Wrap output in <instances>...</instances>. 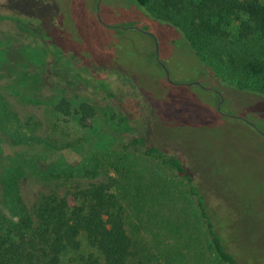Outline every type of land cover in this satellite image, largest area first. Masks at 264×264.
I'll list each match as a JSON object with an SVG mask.
<instances>
[{
    "label": "rangeland",
    "instance_id": "1",
    "mask_svg": "<svg viewBox=\"0 0 264 264\" xmlns=\"http://www.w3.org/2000/svg\"><path fill=\"white\" fill-rule=\"evenodd\" d=\"M127 1L50 0L35 11L50 19L60 18L66 36H70L69 28H73L77 14L80 43L91 30V38L98 40L101 48L108 47L112 37H122L123 47L117 49L114 58L129 74L122 76L95 75L86 65L71 62L67 56L58 58L47 46L40 25L33 20L28 22L20 13L25 9L23 1L0 0V123L4 113L7 119L16 114L19 124H14L22 126V133L31 141L18 143L0 125V190L8 175L24 166L27 173L18 181V193L35 217V206L45 194H64L76 183L89 186L115 178L123 187L131 180L148 196L152 192L162 195L165 213L174 218L167 229L150 227L145 235L154 252L160 254L165 249L166 260L162 264H186L189 247L184 239L182 242L175 238L179 235L173 228L181 225L186 239L190 227L196 233L194 238L200 235L207 249L206 259L196 257L190 264H222L210 251L206 224L198 216L189 178L146 157L142 149L124 152V146L135 138H144L149 145L178 157L200 188L208 192L211 215L220 217L246 264H264V97L257 92L262 91L261 82L253 76L247 79L246 71L236 63L226 66L225 62L232 60L226 52L217 56L208 53L210 69L231 85L225 94V117H220L214 107L209 110L210 93L197 86L200 68L194 56L170 46L162 35L160 41L158 35L161 60L170 73L168 77L163 68L166 79L157 64L149 63L139 45L135 47V41L150 45L152 39L130 28L143 25L130 13ZM99 2L103 23L116 27L109 33H103L95 21V4L98 6ZM224 25L230 34L224 39L227 45L241 46L240 22L231 20ZM245 46L255 50L261 49L262 44L251 40ZM89 55L94 56L86 55V62H91ZM16 62L20 63L14 65ZM10 65L15 70L40 72L41 92L53 95L56 103L61 98L69 99L75 106L86 101L93 103L97 108L93 128L81 126L75 115L63 116L49 102L27 98L8 88L12 80L22 82L14 71L8 70ZM241 86L255 91H239ZM32 161L42 170L33 168ZM60 161L80 168L97 167L99 174H64L54 170ZM159 214L156 209L154 215ZM139 225L144 227L143 222ZM84 244L81 252L66 255L63 264H76L74 259L88 252L85 240ZM175 249L183 252L182 258ZM192 256L188 258L192 260Z\"/></svg>",
    "mask_w": 264,
    "mask_h": 264
},
{
    "label": "trees",
    "instance_id": "2",
    "mask_svg": "<svg viewBox=\"0 0 264 264\" xmlns=\"http://www.w3.org/2000/svg\"><path fill=\"white\" fill-rule=\"evenodd\" d=\"M22 1L25 9L20 13L26 20L29 19L28 22L33 20L40 25L47 46L58 58L67 56L71 62L77 61L86 65L95 75H129L126 73V68L114 60L117 49L123 47L122 37L118 38V35L116 38L112 37L111 41L105 40L108 41V47L101 48L98 40L91 38L93 32L91 30L90 34L86 35V39L80 43L82 35L79 33L77 14L73 19V28H69L70 36H66L63 32L65 28L60 24V18L50 19L44 13H35L50 0ZM127 2L130 13H134L136 21L143 25L141 26L143 29L153 32L157 37L159 35L160 41L161 35L164 36L170 46L181 48L198 60L201 84L197 86L210 93V101L207 100L210 105L209 110L214 107L220 117L224 116L218 109V103L221 100L219 93L225 97L231 85L210 69L206 58L208 53L215 56L221 52L229 54L232 60L224 61L226 66L232 67L236 63L246 71L247 79L252 76L257 78L258 82H261L259 87L262 89L257 92L264 97V0H128ZM94 10L95 21L102 28L103 33H109L116 28L107 26L100 20L97 4ZM231 20L240 22L239 37L243 41L241 46L236 44L228 46L224 40L228 39L226 35L228 37L230 35L225 31L224 24ZM149 37L152 39V44H137L135 41L134 45L135 47L139 45V49L149 63L157 64L167 79L166 71L156 59V40L152 36ZM221 40L226 44L221 43ZM251 40L259 41L262 44L261 49L257 47L253 50L246 47L245 43ZM88 54L94 55H89L91 62L85 61V56ZM19 63L16 62L14 65ZM14 65L7 68L9 71H14V76L17 75L22 82L12 80L8 88L27 98L49 102L63 116L75 115L81 126L93 128L97 116V108L93 103L86 101L77 103L78 106H75L74 102L67 98H61L56 103L53 95H45L41 92L43 78L40 72L15 70ZM238 90L255 91L244 86L239 87ZM212 99L215 101L213 102ZM14 122H19L16 114L10 115L7 119L4 113L0 125L2 129L8 130L9 133H7L17 139L18 143L31 142L22 133V126L15 125ZM258 123L262 124L263 121ZM132 149L137 151L142 149L146 157L157 160L189 178L190 194L199 207L198 216L206 224L210 251L216 254L222 264H246L240 249L231 240L220 217L211 215L206 195L208 192L200 188L184 167L183 162L176 156H170L160 147L149 145L144 138H135L124 146V152L130 153ZM25 160L30 164L29 160ZM54 166V170L64 174H73L78 171L87 177H96L99 174L97 167L96 169L80 168L63 161L57 162ZM32 167L42 170L36 161H32ZM25 173L27 172L24 166L16 168L4 181L3 190H0V207L4 206L7 210L5 213V210L0 208L2 228L0 264H63L66 255L79 253L85 248L84 240L88 252L75 258L76 264H162L165 262V249L162 248L160 254L154 252L155 248L151 241L145 238L150 227L159 226L164 229L173 225L171 222L174 218L165 213L164 200L161 203V199H164V197L161 198L162 195L152 192L148 196L140 185L132 183L131 180L123 183V187L118 186L119 180L115 178L89 186L76 183L64 194L43 195L35 206L34 217L27 210L18 193V181ZM156 209L162 215H154ZM140 222L144 223V227L139 225ZM173 228L179 235L175 238L182 242L184 239L189 247L190 253L186 256V264L194 263L196 257L198 260L201 256L206 259L207 249L200 235L194 238L196 233L193 231V234L188 227L186 239L181 234L182 225ZM175 253L183 257L181 250ZM189 256H192V260L188 258Z\"/></svg>",
    "mask_w": 264,
    "mask_h": 264
},
{
    "label": "water",
    "instance_id": "3",
    "mask_svg": "<svg viewBox=\"0 0 264 264\" xmlns=\"http://www.w3.org/2000/svg\"><path fill=\"white\" fill-rule=\"evenodd\" d=\"M100 8H101V3L99 2V4H98L99 18H100V20L103 22V20H102V18H101V15H100ZM130 28H131V29L138 30V31H142V32H144V33H146V34H148V35H150V36H152V37L155 38V40H156V50H157V53H156V59H157V61L160 63V65H161V66L167 71L168 77H170V76H169L170 73H169V70H168L167 66H166V65L163 63V61L161 60V46H160V42H159L158 37H157L153 32L148 31V30H145V29L140 28V27H138V26H131ZM195 84H196V83H190L189 85H195ZM200 84H201L200 82L197 83V85H200ZM219 94H220V96H221V100H220V102L218 103V109H219V111H220V113H221L222 115H225V113L223 112V105H224V103H225V97L223 96L222 93H219Z\"/></svg>",
    "mask_w": 264,
    "mask_h": 264
},
{
    "label": "flooded vegetation",
    "instance_id": "4",
    "mask_svg": "<svg viewBox=\"0 0 264 264\" xmlns=\"http://www.w3.org/2000/svg\"><path fill=\"white\" fill-rule=\"evenodd\" d=\"M241 119H243V118H241ZM243 120L248 121V120H246V119H243Z\"/></svg>",
    "mask_w": 264,
    "mask_h": 264
}]
</instances>
